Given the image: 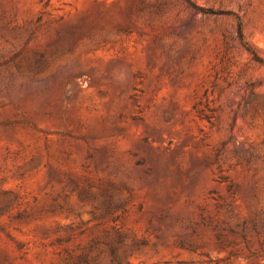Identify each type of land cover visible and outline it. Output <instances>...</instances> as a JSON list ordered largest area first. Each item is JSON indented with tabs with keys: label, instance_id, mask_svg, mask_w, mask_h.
Segmentation results:
<instances>
[{
	"label": "rangeland",
	"instance_id": "1",
	"mask_svg": "<svg viewBox=\"0 0 264 264\" xmlns=\"http://www.w3.org/2000/svg\"><path fill=\"white\" fill-rule=\"evenodd\" d=\"M0 264H264V0H0Z\"/></svg>",
	"mask_w": 264,
	"mask_h": 264
}]
</instances>
